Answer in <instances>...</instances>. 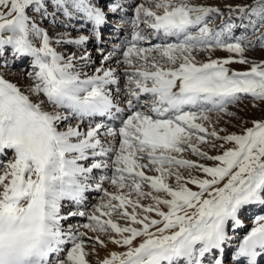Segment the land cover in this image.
Returning a JSON list of instances; mask_svg holds the SVG:
<instances>
[{
    "label": "snow or ice",
    "instance_id": "obj_1",
    "mask_svg": "<svg viewBox=\"0 0 264 264\" xmlns=\"http://www.w3.org/2000/svg\"><path fill=\"white\" fill-rule=\"evenodd\" d=\"M249 48L264 0H0V264H264V117L230 111L264 105Z\"/></svg>",
    "mask_w": 264,
    "mask_h": 264
},
{
    "label": "rangeland",
    "instance_id": "obj_2",
    "mask_svg": "<svg viewBox=\"0 0 264 264\" xmlns=\"http://www.w3.org/2000/svg\"><path fill=\"white\" fill-rule=\"evenodd\" d=\"M137 2H141V0H137ZM199 2L206 3V4H213V5H217V6L223 7L224 3H226V2L234 3V4L235 3H244V2L250 3L251 0H199ZM226 18H227V12H225V16H224V19H226ZM221 19H222L221 17H216L215 20L212 21L210 26L211 27H216L217 25H219L221 23ZM234 19H235V17H234ZM45 27H48V25L45 24ZM60 30H62V29H59V28L57 29V31H60ZM49 31H50V34H52V30L49 29ZM240 34H241V30L237 29L235 31V35L238 36ZM73 35H76V33L73 32ZM112 41H114V39ZM88 47L92 51L93 59H95L97 61V65H98L99 64V54L95 50V46H92V44H90ZM104 48L106 50H110V49H108V47H104ZM245 55H246V57L248 59L256 60L257 62L264 60V50H261V49H258V48L255 49V50L249 48L246 51ZM229 56H235V54L228 53L227 51H222V50H216L213 53H211V58H213V59H224V58H227ZM207 58H208V54L207 53H203V54H201L198 57V59H200V60H206ZM27 63H26V66H27ZM24 66L25 65L23 64V65H20V67L9 68L7 70V72H6V78L15 81L14 80V75L12 73H10V72H14L16 70L17 73L21 74V71L24 68ZM229 67L232 68V69L235 68V69H238V70H246L247 68L250 67V65L231 64V65H229ZM0 70H2V69H0ZM28 70H31V69H28ZM20 80H22V78ZM230 111L236 112L238 116H241L246 121H248L249 123L245 125L246 127L251 126V121L252 120H257V119H261L262 117H264V105H262L260 108H253L249 101H245L244 104L240 105L239 108H237L236 106H231ZM225 118H228V119H225ZM229 119H230V117L224 116L223 119H222L223 122L222 121L221 122L226 124V126H227V123H225V122H226V120L228 121ZM232 119H233V121H231V127L239 132L240 128L238 126L237 127H233L232 126V125H238L239 122L235 118H232ZM220 126L224 127L222 125H220ZM190 158L191 159H197V157H194V156H191ZM96 202H93V203H96ZM79 220L84 221L83 219H78V221Z\"/></svg>",
    "mask_w": 264,
    "mask_h": 264
},
{
    "label": "bare ground",
    "instance_id": "obj_3",
    "mask_svg": "<svg viewBox=\"0 0 264 264\" xmlns=\"http://www.w3.org/2000/svg\"><path fill=\"white\" fill-rule=\"evenodd\" d=\"M141 28H144V26L143 25H141ZM130 32H131V28H129L127 31H125V32H122L119 36H117V35H115V34H113V35H106V36H108V41H107V44L108 45H106V46H104V47H108V49H110L111 50V48H112V46H113V44H123V42L126 40V39H131V36H130ZM114 39V41H112ZM1 63V62H0ZM19 63L18 64H16L15 66H12L11 68H13V67H19ZM86 71H90V69H86ZM16 72V70L14 71V72H10V73H12L13 75H14V80L15 81H18V80H20L21 78H22V75L20 74V73H15ZM230 109H231V106H230ZM225 119H228V118H225ZM229 120H231V121H233V119L232 118H230ZM228 120V121H229ZM227 121V120H226ZM223 122V121H222ZM221 122V125L222 126H224V127H227V129H228V131L229 132H238V131H236L234 128H232L231 127V124H227V126H226V124H224V123H222ZM195 160V159H194ZM89 200H90V204H94L93 202L95 201V200H97V195L96 194H93V196H91L90 198H89ZM78 219H83V218H80V217H76V218H74V220H73V223L74 224H79V223H83V222H86L84 219V221H82V220H79L78 221ZM245 232H243L242 233V235L244 234ZM101 239H104V237H101ZM97 250L99 251V256H100V258H103V257H105L107 254H108V252L109 251H115V250H119L118 248H117V246H115V245H113V244H109L108 245V248L107 249H103V248H100V246L99 245H97ZM89 259H91L92 261H93V264H95V260H96V257H89Z\"/></svg>",
    "mask_w": 264,
    "mask_h": 264
}]
</instances>
